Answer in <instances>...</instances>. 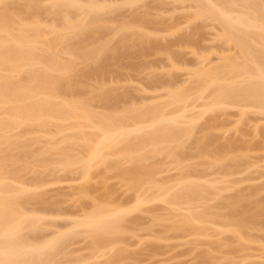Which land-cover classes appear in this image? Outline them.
<instances>
[{
	"label": "bare ground",
	"instance_id": "bare-ground-1",
	"mask_svg": "<svg viewBox=\"0 0 264 264\" xmlns=\"http://www.w3.org/2000/svg\"><path fill=\"white\" fill-rule=\"evenodd\" d=\"M101 1L102 0H0V145L1 144L2 145L5 144V146L8 145V148L10 149L11 147L9 146L12 147L14 146L15 148H17L19 145L21 144L23 145L25 143L23 142L24 137L20 138L22 139V141H20L21 144H19L20 142L17 140H19V137H21L22 134L26 133L28 130L30 131V133L31 131L34 132L35 130L36 133L39 132V134L40 133L47 134L49 127L51 128L52 126H54L56 128V133H58V135L60 133H61L60 135H63L62 133L64 132H72L73 134L70 137L67 136V138H65V136L67 135L66 134L64 136L66 140L61 139L60 143L62 141L63 144L69 141L70 143L71 141L81 142V144L77 142L79 144L78 148H80L82 152L81 154H83L84 156L83 155H82L83 157L75 156L76 158H74V156L73 157L71 156L73 154L70 153L71 151L74 152V150L71 149V151L70 150L68 151V153L71 155H68L67 151L65 152L64 150L62 153L59 154L61 156L60 159L57 157L58 160H53L54 162L53 164L56 165L52 166V163L50 164L53 168V171L55 166L62 167L63 169L60 167L58 168L59 170L62 169L63 171L66 170L69 166H74V163H77L78 165L81 164L82 176L83 178H87L89 176V169H91V167L94 164H96V162L101 164H103V161L107 162L108 157L106 158L107 159L106 160L104 158V156L106 157L105 154L109 153L108 151L112 149L114 151L115 147L117 148L119 144L121 146V143L123 142L125 143L128 140V138L134 137L133 139L135 140L133 142L136 141V143L133 144L126 143L125 145L122 144L124 145L123 146L124 148L120 153L119 151L121 149L118 150V155L119 157L122 158L124 157L125 160L127 159L126 162L127 163L130 162L131 165L135 164L133 163L135 160L137 162L139 156H140L139 158L141 159H139L138 162L139 161L143 162L145 160L144 158H143L144 160H142L143 156L141 157L142 155L141 151L144 152L145 150L143 149H145L146 146L150 147V148L148 147L147 152H149V150L152 148V151L149 152L150 155L161 153L163 151L162 149L164 144L165 146L166 145L171 146L170 144H178L180 146V144L183 143L181 142L182 139L184 140L186 137L190 138L191 135H193L194 133L193 130H195V125H196L194 122L197 118L190 116L188 114L189 112L188 108L191 107L194 108L195 107L194 103L200 102L198 100L205 99L206 101L203 102V104L201 103V105L199 104V106L198 105L196 106L199 108V111L201 112V113L199 112V116H201L203 113H205L208 110L211 109L222 110L223 108L224 109L238 108V114L240 112L239 115L241 116V117L238 116L239 119L244 118V116H247L245 114L252 113L253 110L257 114L264 115V0H172L173 3L177 1L176 2L177 4L179 3H183V5L185 3L186 5L192 4L190 7L194 11L191 12L190 14L193 13V15H191L193 17V19L191 18L193 21L194 19L196 22L197 20L198 22L200 20L203 21L206 20L208 21L209 24L211 23L210 25L212 26V28L214 27L213 25L216 24L218 27L217 31L215 28L216 25L214 28L217 35H215L214 33L213 37H215V39L217 38L216 40L218 41L220 39L221 43L224 42L225 48L228 47L227 50L229 52L226 50V52H222L224 53V55L221 53L220 55L218 54L219 56L215 54L218 56L217 59L218 64L213 65L214 62H212L210 65L213 66L209 65L210 60L208 61V63L206 61L213 53L211 50L210 51L212 53L208 52L211 54L207 53L208 57H200L201 54H199L200 59L197 62V66L195 65L196 68L193 70L190 69V71H185L186 73L188 72L187 73L188 77L186 80L187 85L182 84L181 82L180 83L181 86H179L178 84L179 87L176 85L177 88H173V89L171 88V90L169 89L167 90V92L165 91L166 93L164 92L163 93L164 95H161L163 101L161 99V102L158 101L159 103L157 102V104L156 103L154 105L144 104L145 106L143 105V107L141 106L139 108L131 107L133 105L132 104L133 102H131L130 108L129 107L126 108L128 106L127 105L124 108L121 109L119 108L120 111L117 109L120 113L116 111V114L115 113L113 114L112 112L110 113V111H112V109L115 110L116 108L114 109V107L112 106H114L119 101L120 97L118 98V96H114L113 94H111L112 92L109 91V89L106 90L103 84H101L102 86H100L99 88H97L96 86L97 89L95 87L94 89L91 88L92 89L91 97L89 95L87 96V98L90 97L89 99H87L86 97L80 99L77 97L75 98L73 97L71 99L72 97L71 94L73 92L78 93V91L81 89H82L81 91H84L83 86L88 82L86 79L89 80V78H92L93 75H95V73L99 72L98 69L103 68L105 65L108 64V62L115 63L113 62L114 60L112 61V59L115 58L117 60V57L120 58V60L121 57L131 58V56L132 55L135 56V54L138 55V57L141 56V58L142 57L144 58V56L148 52H150V50H155L158 53L160 52L159 49H166V45L165 48H163L157 44V41H160L159 39L157 41L156 40L154 41L153 40L154 38L153 39L151 38L152 37L151 34L153 32L151 34L146 31L141 32L140 29H135L134 26L136 25H134L133 26L134 30H138V31L136 32L133 31L134 33H132L131 31L133 29H131L130 31V28H128L130 27V25L128 27L122 26L127 24V23L125 24V22H123V24L122 22H120L122 25H120V23L117 24L112 23L113 26L114 24H116L113 29V26L112 28L111 26H108L109 22L107 23L106 20L109 21V19L106 18V20H104L105 15L113 8L115 7L120 8L123 6L132 7V5L138 2L139 0H121V3L118 4L112 2L109 3L107 1L110 5H105L103 4L104 1L103 2ZM161 1L164 2L166 0H161ZM170 1H167V3ZM163 2L162 5L164 4ZM111 3L113 5H111ZM45 16L51 17L50 20L46 21L47 18L42 19L45 18ZM134 16L135 15H133L132 17L135 19L136 17ZM137 17L138 18H136V20L138 21L139 15H137ZM140 21H142V19ZM118 24L120 25L119 27ZM110 28L113 29L114 31L110 34L107 33V35L109 34L110 36H105L106 33L105 31L109 32L108 30H110ZM128 31L130 33H128ZM127 33L129 35H127ZM102 34H104L105 38H103ZM101 35L102 38L98 39V37L100 38ZM156 36L158 35L156 34ZM113 37L117 38V40L115 41ZM186 38L189 37L187 36ZM162 42L159 43L163 44ZM179 42L182 43L184 42V40L183 41L180 40ZM86 43L89 45H87ZM165 43L168 42L166 41ZM178 44L180 45V43ZM231 47L233 48L231 50H234L235 52V53L231 52L232 56L229 55ZM208 49L209 48H207V50ZM227 52L228 54L225 56V53ZM180 53L178 52V49H177V53L174 50V54H172V56L170 55L171 57L169 56L171 63L173 59H175L176 61V58ZM62 55L63 57L61 58L60 56ZM163 56L166 55L164 54ZM64 57H66L67 59H63ZM127 61L130 60L127 59ZM175 61L173 60V63L169 65L173 69L175 68L177 70L175 66H177L178 63L177 64L174 63ZM84 63H88V65ZM80 64L82 65L84 64L83 70L85 71L79 70L80 68L78 69V66ZM193 64L195 63L193 62ZM119 65H122V63ZM85 66L86 68L89 67L87 68L88 70L85 69ZM171 67L168 66V68L170 69ZM170 72H168L169 74L168 73L167 74L170 75ZM13 76L15 77L13 78ZM16 76L17 78H19L20 76V78L17 79ZM174 80H175L174 77H172V80L170 81L174 82ZM88 86L89 85L87 86L85 85L84 87H86L87 89ZM75 93L73 94L76 96L77 94ZM79 93L82 94V92ZM117 94L119 93L117 92ZM205 94H206L205 96L206 98H203V95ZM67 96H69V98ZM156 99L157 97L155 98V100ZM93 101H95L96 103L98 101V104L102 103L103 104L102 106L104 107H109V108L112 107V108L111 110L107 109L108 112L102 111L103 109L101 107L100 109L102 112L100 111L98 112V110L96 111L93 107L92 108L94 110H92L91 103H93ZM247 111L248 112L252 111V112L248 113ZM206 114L207 113H205V115ZM15 131L17 133L13 134V132ZM52 131L53 130H51L50 131L51 133L49 132V134L50 136L52 134L51 137H53V135L55 137L56 133L54 134V132L52 133ZM27 141H28L26 142L27 144L30 143L28 139ZM49 141H51V138ZM22 145L19 146V148L21 149H23V147L25 148L24 145L26 144H24L23 146ZM47 145L50 147V149H47L48 148L47 146L46 147L47 151L45 150V153H48L52 148L49 144ZM161 146L162 149L160 151ZM26 147H29V145H27ZM202 147H203V154L209 156L208 154H206L209 152L207 147L204 148V145ZM5 148L4 149L2 148L3 150L0 148V150H2L0 151V162H1L0 163L1 164L0 165V264H58V262L56 261L58 257L65 254L62 252L63 247L67 248L66 247L67 244L73 241V239L79 235L80 236L85 235L86 240L90 238V240L92 241V246L94 245L95 248V250L94 249L93 250L95 252L97 251L98 254H100L101 252L98 251L100 250V248L102 247L109 248L114 244H116L114 236H119V234L121 236V234L125 232L123 231L122 228H124L125 230L126 227L125 226L120 227L121 225L120 223L123 222V220L125 219V215H127L128 211H126V208L124 209V207L123 209H121L119 205H118L119 207H116L117 205H115L116 208L112 206L114 208L113 209L112 207H110L109 203H108V207L110 209H108L105 202H104L105 206L104 204L98 206L96 204L93 205V208L91 207L92 210L86 213L83 212L84 214L83 215L81 214V216L78 218L73 219V217L70 218V216L66 214L68 218L65 219L67 220L69 219V222L67 221V224L69 223V226L67 225L68 227H66L67 229H65V231L64 230L62 231L61 229H57L58 231L57 232L55 231L56 233L55 234L53 233L54 235L52 234L53 236V237L51 236L52 238L46 239L45 237V239L43 240L42 238H44L45 231H43L42 229L43 227L42 222H46L45 218L38 215L39 213L36 214L34 212L36 209L32 211L30 210L31 208H29V210L26 209L27 207L25 206L29 203L25 204V201L23 200L25 198L23 197V199H21L22 195L20 196L18 194V193L23 194L24 191L25 192H29V191L22 189L25 188L24 186H21L22 188L19 187V190L17 187L16 190L15 185L18 184H15L14 185L15 187L13 186L14 187L13 188L11 183L9 185L8 184L9 182H6L7 176L5 175L8 174L7 172H9V170L6 168L7 166L4 165L6 163V162L4 163L6 158ZM67 148L69 147H66L64 149ZM168 149L170 150V148ZM205 149H207L208 152L206 151L205 153L204 152ZM221 149L222 150H217V151L215 149L214 150L215 152L210 154V156L211 155H213V157L215 156L214 158L216 159V161L214 160V162L216 164H218L221 161H223L222 163H224V160L226 159V157H228L227 150L226 149L224 150V148ZM26 151L28 153V150ZM42 151L38 152L39 155L40 153L44 154ZM22 152L25 151L22 150ZM22 152H20V154L18 155L19 156L18 160L22 156L23 158L21 159H24L25 153ZM113 153L117 154V152L115 151ZM44 155L48 156L46 154ZM135 155L137 156L136 157L137 159L134 157ZM117 156L116 158H118ZM40 157L41 156H39V158ZM44 159L45 158H43V160ZM43 160L38 159L39 164L40 162L42 163ZM141 162H139L140 165ZM233 163L231 164L229 163L231 165L229 168L231 171H233L232 169H235L234 167H236L234 166L235 164L232 165ZM211 164L213 165V163ZM229 164H226L227 165L226 167L225 165H223L225 167L223 168L226 169L227 167H229ZM3 165L7 169L6 172H4L5 169ZM135 165H133L134 167H131V169L134 168L133 170L130 169V171L127 172L126 170H124L122 175L120 173L121 178L123 177L124 174L125 177L123 178L124 179L127 178V179L125 180L123 179V180L125 181V183L126 181L128 182L127 184L128 189L131 191H135V193L134 192L133 193L136 196V205H140L141 207V204L148 203L149 201H151L152 204L154 202H158V203L162 202V204L165 203L167 204V206H171L172 208L171 211L173 210L174 213L175 212L178 213V214H174V213L172 214L171 212H170L171 214L168 213L170 214L169 217L170 218L172 217L174 219L173 225L172 224L169 225V226L172 225L171 229L169 230H174L177 233H179L178 231L180 232L183 231L186 232L185 235L187 236L195 235L197 237H201V236L206 237L205 235H207L208 233L205 232H209L208 227L210 225L215 227L219 231L225 230L224 232L231 233L232 236H234L233 238H235L237 242L241 243L242 241H244V243H246L247 241H249V239L251 240V237L249 238V230H256L257 228L260 229L258 219L259 221L261 220L260 218H263L262 221L264 220V201H263L264 198L261 200H257L256 203L253 202V205L252 204L250 205L249 201L251 200L249 199L247 200L246 199L247 197L244 198L241 195L239 196L237 195L235 197H229L225 199L227 200V203H225V205H222L223 211L221 209H220L221 211H219L217 210V208L215 209V211H211V208L209 206L206 207L205 204L208 205V202L211 199H213L212 197H214L215 199L219 197L223 192L228 191L229 189L226 186L225 187L219 186L221 184L218 183L220 182L218 181L220 178L217 181L215 179L218 177H215L214 180H210L207 178H205L207 179L205 180L204 179L205 176H202L203 178L200 179L201 177L199 178L200 176L199 174V176L197 175L195 176L198 178L197 181L196 180L194 181L193 180L194 177H193L191 182L190 180L188 182L189 177H187L185 178L186 179L185 181L181 180L185 182L186 185H184V183L183 185L179 184L178 182L180 181L176 182V184L178 183L177 185L178 189L176 188L177 190L175 189L176 190L175 191L173 185H171L174 182H172L171 184L170 182H167V184L169 183L172 187L169 185L168 187L166 184L167 187L166 188L163 185L160 186L161 184L158 181L157 182L159 184L157 186L151 180L153 178V175L150 176V174H152V172L153 173L155 172L154 171V169H156L155 165H154L155 168H152V166H150L153 170H151L148 167H147L148 169H146V165H145V168L144 167L142 168L143 171L140 170V167L142 166H140L139 164H137L138 166ZM57 167L56 169L58 170ZM115 167L116 166H114V169ZM111 168H113V166ZM59 170L58 172H62ZM70 170L69 172H72ZM115 170H117V167ZM118 170L122 172L121 169ZM228 170L226 171L228 172ZM11 171L13 170L11 169ZM200 171L198 173H200ZM226 171L224 170L223 172L226 173ZM3 173L6 174L3 175ZM49 173L51 172L49 171ZM155 173H159V172L156 171ZM231 173L232 172L230 173L228 172V174L227 173L226 174L229 176ZM145 175L150 179L149 178L146 179ZM142 177H144L147 183L148 184L150 183L149 185L151 186L146 184V181H144L145 183L142 186L143 180H145V179L142 180ZM40 180H41L40 182L42 183L43 180L42 179ZM165 180L163 181L165 182ZM37 182L39 183V181H36V184ZM176 184H174V186ZM37 185L39 187V184ZM144 185H147L148 190L151 191V192L149 191L151 195H148V197L145 196L147 194V190L145 189L146 190L145 192H143L142 190L145 187ZM170 188H172L173 190ZM152 189L155 190V192L157 193L156 195L153 194L154 190ZM80 190L82 191L83 189ZM84 191L86 194H88L89 192L88 190H84ZM172 191L175 192L170 193ZM12 192L13 193L16 192L15 196L10 195ZM149 192L148 194H150ZM78 193L80 194V192ZM17 194L19 196H17ZM28 195L29 193L27 194V196ZM27 196L25 195L26 198ZM84 197H88V195ZM257 197L259 198L260 195ZM219 198H221V196ZM28 200L27 202H29ZM196 204H200V206L196 207ZM136 205L134 207H136ZM134 207H130L129 210H131V208L132 210L133 209L136 210ZM61 211H55L56 216H59L58 218H61V216L62 217L66 216L63 214V212L61 213ZM50 222H49L50 224L49 226L54 224V223L51 224ZM54 222H56V220ZM204 225H207L208 227L206 226L207 228H205ZM46 226H48V224ZM261 227L263 232L262 234H264V224H262ZM43 228L46 227L44 226ZM216 231L217 230L213 231L212 233L214 234L216 233ZM40 235L43 237H41ZM210 237L213 236L211 235ZM38 238L39 240H37ZM120 238L121 237H116V240L118 241L119 239L118 242H120L122 240V239L120 240ZM227 239L228 238H226V242L228 243L229 240L227 241ZM41 240H43V242H41ZM240 246L241 249L243 250L246 249L245 247L244 249L241 244ZM235 252L236 250H234V253ZM244 253H248V252H244ZM115 254L114 256H112V258L116 257ZM122 254L121 256H123ZM96 255L93 256L96 257ZM124 255L126 256L127 254ZM226 255L228 254L226 253ZM227 257L228 259L230 258V256ZM208 259H210V257H208ZM205 260L207 259L205 258ZM234 260L236 261V259ZM114 261L115 259L113 260L112 263H116ZM116 261L118 262L119 260ZM207 264L209 263L207 262Z\"/></svg>",
	"mask_w": 264,
	"mask_h": 264
},
{
	"label": "rangeland",
	"instance_id": "rangeland-1",
	"mask_svg": "<svg viewBox=\"0 0 264 264\" xmlns=\"http://www.w3.org/2000/svg\"><path fill=\"white\" fill-rule=\"evenodd\" d=\"M107 1L109 3L110 2L117 3V4L121 3V0H117V1L116 0H102L101 2H103V4H105V5H110ZM160 1L161 0H142V1L139 0L138 2L133 4L132 7H130V6H125V7L123 6L120 8L115 7L112 9L114 11L110 10L105 15L104 20H106V18L109 19V21L108 20H106V21H107V23L109 22L110 25L108 24V26H111V28L113 26L112 23L117 24V23L122 22V24H123V22H125V24L127 23L126 25H122L121 23H120V25H122L123 27H126V26L128 27L130 25V27H128V28H130V31H131V29H133L131 31L132 33L138 31V30H134V28H133L134 25H136V26H134L135 29H140L141 32L146 31L150 34L153 32L151 34V36H152L151 38L152 39L154 38L153 39L154 41L155 40L157 41L159 39L160 41H157V44L163 48H165V45H166V49H159L160 52H158V53L155 50H150V52H148L146 54L147 56L145 55L144 58L143 57L141 58V56L138 57V55L135 54V56L132 55L131 58L130 57L129 58L128 57L127 58L121 57V60H120V58L117 57V60L115 58L112 59V61L114 60L113 62H115V63L108 62V64L105 65L103 68L98 69L99 72L96 71L98 74L95 73V75H93L92 78H89V80L86 79L88 82L87 81H85V82H87L88 84L86 83V84H84V86L89 85L87 87V89H86V87L83 86L84 91H81L82 90L81 89L78 91V93L73 92V93L77 94L78 96L77 95L75 96L72 93L71 99L73 97L74 98L77 97L79 99L85 98V97L87 98L88 95L91 97V92H92L91 88L94 89V87L96 88V86H97V88H99L100 86H102L101 84H103L104 87L106 88V90L109 89V91L112 92L111 94H113L114 96H118V98L120 97L119 101L114 106H112V107H114V109L115 108L116 109L115 110L112 109V111H110L112 107H110V108L104 107V106H102L103 105L102 103L99 102L100 104H98V101H97V103L95 101H93L94 104L91 103V109L92 110L95 109L96 111L98 110V112L99 111L100 112H102V111L108 112L107 109H110L109 110L110 113L112 112L113 114L114 113L116 114V111H118V110L120 111L121 108H124L127 105L128 106L126 108H128V107L130 108L131 102H133L132 104L134 105V106L132 105L131 107H134V108L135 107L139 108L141 106L143 107L144 104L154 105L155 103L157 104L158 101L161 102V99L163 101V98L161 95H164L163 93L165 91L167 92V90H169V89L171 90V88L172 89L177 88L176 85L178 86V84H179V86H181L180 85L181 82H182V84L187 85L186 80L188 77V75H187L188 72L186 73L185 71H190V69L191 70L195 69L197 66V62L199 61L200 57H208L207 53L212 51L213 52V53L211 52L212 55L206 61L208 63V61L210 60L209 65L212 62L215 63V61H216V63L215 64L213 63V65L218 64V61H217L218 56L222 52H226L228 47L225 48L224 42L221 43L220 39L218 41V40H216L217 38L215 39V37H213L214 33H215V35H217V33L215 32V28H216V31L218 28L217 25L215 24L216 25V27H215V25L212 24L215 27V28L213 27L214 28L213 29L212 26L210 25L211 23L209 24L208 21H206V20H204V21L200 20L199 22L197 20V22H196L194 19V21H193L192 20L193 17L191 16V15H193V13L190 14L191 12L194 11L190 7L192 5L191 3H189L191 5H188V4L186 5V3L183 5V3H179V2H178L179 4H177L176 3L177 1H175L173 3L172 0L171 1L166 0L164 2L163 1L160 2ZM167 1H170L173 4H171L170 2L167 3ZM162 2L164 3L163 5H162ZM112 3H111V5H113ZM188 6H189V8H188ZM111 11H112V13H111ZM138 12H141V13H138ZM186 12H188V13H186ZM132 13H133V15H135L134 17H136V18H138L137 15H139V19H138L139 22L136 20V18L134 19L132 17L133 16ZM141 15H142V17H141ZM48 17L45 16V18H42V19L47 18L46 21H48L51 18V17H49V18ZM131 17L134 21L131 19ZM116 18L118 21L116 20ZM129 18L131 19V21ZM141 19H142V21H140ZM138 23H140V24H138ZM116 24H114V26ZM120 25L118 24V27ZM114 26H113V29H114ZM136 27H139V28H136ZM111 28H110L111 32L108 29L107 30L109 32H107V31H105L106 33L104 32L105 36H110L109 34L114 31ZM144 28H145V30H144ZM218 31H219V29H218ZM107 33H109V34L107 35ZM128 33H130V32L128 31ZM128 33H127V35H129ZM156 34L158 36H156ZM102 35H103V38H105L104 34H102ZM102 35L100 38L98 37V39H101ZM119 35H121V34H119ZM176 36H178V37H176ZM187 36L190 39L186 38ZM157 37H159V38H157ZM117 38H118V36H117ZM117 38L113 37V39L115 41L117 40ZM180 40L181 41L184 40V42L181 43V42H179ZM162 41H165V42L167 41L168 43H165ZM159 42H162L163 44H160ZM186 42H188V43H186ZM178 43H180V45ZM170 44H172V45H170ZM176 44H178V45H176ZM87 45H89V44H87ZM211 46H212V48H211ZM207 48H209V49L207 50ZM177 49H178L179 53L181 52L180 53L181 56H180V54L179 55L177 54L178 55V57L176 58L177 62L175 61V59H173V60L175 61L174 63H176V64L178 63L177 66H175L177 68V70L179 69L178 71L175 68L173 69L170 66L173 63V60L171 63L170 57L172 56V54H174V50L177 53ZM231 49H233V48L232 47L230 48V54H229L230 56H232L231 52H234V50H231ZM169 51H170V53H169ZM189 52H191V53H189ZM228 52L225 53V56L228 54ZM154 53H156V54H154ZM211 53H208V54H211ZM164 54L166 56H163ZM199 54H201V56ZM215 54H217V55L219 54V55L217 56ZM222 54L224 55V53H222ZM60 57L62 58L63 55ZM66 57H64L63 59H67ZM127 59H129L130 61H127ZM142 60H144V61H142ZM116 62H118V63H116ZM193 62L195 64H193ZM121 63H122V65H119ZM84 64L88 65V63H84ZM114 64H116V65H114ZM83 65L80 64L78 66V69L80 68L79 70L85 71V70H83L84 69ZM213 65H210V66H213ZM168 66L171 67V69L168 68ZM136 67H138V68H136ZM87 68H89V67H87ZM87 68L85 66L86 70H88ZM167 71L168 72L171 71L170 75H168L169 73ZM155 73H157V74H155ZM176 73H177V76H176ZM156 76L158 79L156 78ZM171 76L174 77V79H175L174 82L170 81V80H172ZM14 77L15 76H13V78ZM16 78H17V76H16ZM19 78H20V76H19ZM19 78H17V79H19ZM154 80H156V81H154ZM90 89H91V91H90ZM116 91L119 94H117ZM79 92H82V94ZM83 92H84V94H83ZM123 96H124V99H123ZM155 96L157 97L156 100H155V98H156ZM160 96H161V98H160ZM205 96H206V94L203 95V98H206ZM67 97L69 98V96H67ZM89 98H87V99H89ZM150 98H151V100H150ZM122 100H124V101H122ZM198 101H200V102H197L198 104L194 103V106H195L194 108H192V107L188 108L189 109L188 114L190 116L197 118L194 122L196 124L195 125L196 131L193 130V132H194L193 135H191V137L189 136L191 139L188 137H186L184 140L182 139L181 142H183V143L180 144V146L182 145L181 147L178 144H170L171 146H169V145L165 146V144H164L163 149H162V146L160 148V151H161V149L163 150L161 153L158 152L159 154H157V153L151 154L152 155L151 156L149 152L152 151V148L149 150V152H147L149 146L148 147L146 146L145 149H143L145 151L144 152L141 151V153H142L141 157L143 156L142 160H144V159L145 160L143 162L139 161V162H141V165H140L138 160L141 158H139L140 157L139 156L137 159L136 158L137 156L135 155L134 157L137 159V162L135 160L133 163H135L136 165L135 164L131 165L130 162H128V163L126 162L127 159L125 160L124 157L122 158V157H119V155H118V150L121 149L119 151V153H120L122 151V149L124 148L123 146L126 143H129V144L136 143V141L133 142L135 140V139H133L134 137H131V138H128V140H129V141L127 140L128 142L126 141L125 143L124 142L121 143V146L119 144V146L117 147L118 149L115 147L114 151L117 152V154L113 153L114 152L113 149L108 151L110 154L105 152L106 154L105 153L104 154L106 155V157L104 156V158L106 159L108 157V160L106 159L107 162L103 161V164L96 162V164H94L91 167V169H89V176L87 178H83V176H82L81 164L78 165L77 163H74V166H69L68 167L69 169L67 168L66 170H63V171H62L63 168L60 166H58V167L62 168L61 170H59V168L57 166L54 167V171L52 168L53 165H56V164H53L54 163L53 160H58L57 157L60 159L61 156L59 154L62 153L64 150H65V152L67 151L68 155L73 154L71 156L72 157L74 156V158L83 155V154H81L82 152H81L80 148H78L79 144L77 142H79V141H71V143H70V141L69 142L64 141L65 144H63V141H62L60 143L61 139L64 140L65 138H67V136L70 137L73 134L72 132H64V133H62L63 135H60L61 134L60 133L59 134L60 136H59L58 133H56V128L54 126H52L51 128L49 127L47 134H42V133L39 134V132L36 133L35 130H34L35 133L32 131L30 133V131L28 130L26 132L27 134L26 133L22 134V136L19 137V140H17L20 142V141H22V139H20V138L24 137V140L26 139L25 141L23 140V142H25L24 144H26V145L23 144L25 146V148L24 147H23V149L19 148V146L22 145L21 142L19 143L21 145H19L17 148H15L14 146L13 147L9 146V147H11V149L8 148V145H6V146H5V144L0 145L1 149L2 148L4 149L6 147L5 148L6 149L5 157L7 159L5 158L4 163L5 162L6 163L4 165L7 166L6 168L10 172V173L7 172L8 173L7 175H5L6 173H3V175L7 176L6 182H9L8 183L9 185L11 183L12 187L15 184H18V185H15L16 190H17V187L19 190V187L24 186L25 188H22V187L21 188L25 189L26 191H29V192L24 191L23 194L22 193L21 194L18 193V194L20 196L22 195L21 199H23V197L26 199V200L23 199L25 201V204L29 203L25 206V207H27L26 209L29 210V208H31L30 209L31 211L36 209L34 212L36 214L39 213L38 215L44 217L46 220V222H42L43 227L44 226L46 227V228L42 227L43 231H45V234L42 233V234H44V238H42L43 240L45 239V237H46V239L52 238L53 237L52 234L53 233L55 234L58 231L57 229H61L62 231L63 230L65 231V229H67L66 227L69 226V223L67 224V221L69 222V219L67 220L65 218H68V216H70V218L73 217V219L78 218L81 216V214L83 215L84 213L92 210L91 207L93 208V205H95V204L98 206V205L104 204V202H105L107 207H108V203H109L110 207L113 206L114 208H116V207L120 206L121 209H123V207H124V209L126 208V211L129 212V213L127 212V215H125V219L123 218L124 219L123 222L120 223L121 224L120 227L125 226L127 229L125 228V230H124V228H122L123 231H125V232L123 234H121V236H120V234H119V236H114L116 244L111 246L112 248L111 247H109V248L108 247L107 248L102 247V248H100V250H98L99 252L101 251L100 254H98L97 251H96L97 253L94 251L95 248H94V245L92 246V241L90 240V238H88L86 240L85 235L84 236L82 235L84 238L79 235L76 237L77 239L74 238L73 241L69 242L68 243L69 245L67 244V246H66V244H65V246L67 248L63 247V251H62L65 254H63V255L61 254L62 256L59 255L60 257H58V259L56 258L57 259L56 261L58 262V264H79V263H81V264H84V263L85 264H201V263L207 264V262L209 264H213V263L214 264H220V263L221 264H231V263H234V264H264V248H263V246H264V238H263L264 234H262L263 232H262V227H261L262 224H264V222H263L264 220L262 221L263 218H260L261 219L260 221L258 219L260 229L257 228L258 230L257 229L256 230H249V238L251 237V240H253V241H251L249 239V241H247V242L245 241L246 243H244V241L239 243V242H237V240H235V238H233L234 236H232L231 233L224 232L225 230L219 231L218 229H216L215 227L210 226V225H209V227L207 225H204L205 228H207V227L209 228V232H205L208 234L210 233L209 237H208V234L205 235L206 237H203V236L197 237L195 235L191 236L189 234H188L189 236H187V235H185L186 232L181 231L182 232L181 233L180 231H178L179 233H177L174 230H169V229H171V226L173 225V222H174L173 221L174 219L172 217L171 218L169 217L171 213L172 214L174 213L173 210H172L173 212L171 211V209H172L171 206H167V204H165V203H164L165 204L164 205V204H162V202L158 203V202H154V201H153L154 202L153 204L151 201H149L148 203H145V204H141V207H140V205H136V196L134 194L135 191H131L128 189V186H127L128 182L126 181V183H125V181H124L127 178H125V179L123 178V177H125L124 174H123V177L121 178V175L124 172V170H126V172L130 171L131 167H134L133 165L138 166L137 164L142 166V167L139 166L140 170H142L143 167L145 168V165H146V169L150 168L151 170H153L152 168H155L154 167V165H155L156 169H154V171L155 172L157 171L159 173H155V172L153 173L152 172V174H150V176L153 175V178L151 177L152 178L151 180L157 186L160 183L161 184L160 186L163 185L164 187H166L167 182H170V184L172 182H174L173 184H171V185H173L174 190L178 187L177 186L178 183L182 184V185L184 183V185H186L185 182H183V181H185L186 180L185 178H187V177H189L188 182H189V180L191 182L193 177H194L193 180L197 181L198 178L195 176L196 175L199 176V174H200L199 178L201 177L200 179L203 178L202 176H205L204 179L207 178L210 180H214L215 177H218L215 179L217 181L220 178L218 180L220 182H218V183H221V184L220 185L218 184V185L223 186V187L226 186L229 189H228V191H225L220 195L221 198H219L220 196L215 198V199H214V197H212L213 199H211L208 202V205L205 204L206 207L209 206L211 208V211H215L216 208H217V210L221 211L223 208L222 205H225V203H227V200H225V199L229 198V197H235L237 195L238 196L241 195L244 198L247 197L246 198L247 200L248 199L251 200V201H249L250 205L251 204L253 205V202L256 203L257 200L263 199L264 198V115L257 114L253 110V112L249 111L252 113H249L247 111L249 114H245L247 116H244V118L239 119L238 116H240L239 115L240 112L238 114V108H234V109L233 108L232 109L231 108L230 109L229 108H226V109L223 108L224 110L223 109L222 110L211 109V110H208L205 112V113H207L206 115H205V113H203L201 116H199L200 111H199V108L196 106L197 105L199 106V104L201 105V103L203 104V102H206V101H205V99L204 100H198ZM119 104H121V105H119ZM100 107L103 109L102 111H101ZM191 110H193V111H191ZM239 111H240V108H239ZM253 113H255V114H253ZM33 129H35V128H33ZM33 129H31V130H33ZM49 130L50 131L53 130L52 133L54 132V134L56 133L55 137H54V135H53V137H51L52 134L50 136ZM16 133H17L16 131L13 132V134H16ZM64 136H65V138H64ZM209 137H210V139H209ZM50 138H51V141H49ZM187 138H188V140H187ZM27 139L30 141V143H28V144L26 143V142H28ZM79 143L81 144V142H79ZM47 144H49L52 147L51 150L49 151L50 153L49 152L45 153V150L47 151V149H50V147ZM122 144H124V145H122ZM227 144H228V147H227ZM27 145H29V147H26ZM203 145H204V148L207 147L209 152L207 151V149H205L204 152L206 153V151H207L208 153H206V154H208L209 156L203 154V147H202ZM47 146H48V148L46 149ZM224 146H226V147H224ZM66 147H69V148H67L68 150L64 149ZM166 147L170 148V150ZM171 147H172V149H171ZM220 147L224 148V150L225 149L227 150V156L228 157H226V159H225L226 162L224 160V163H226V164L230 163L231 164L236 160L235 161L236 163L234 162L232 164V165L235 164L234 166H236V167L232 166L235 169L231 168L233 171L235 170L234 172L229 169L231 166L230 164H229V167H227L230 170L229 171L227 168L224 169L227 165L222 163L223 161L216 164L214 162V160L216 161V159L214 158L215 156L214 157H213V155L210 156V154L215 152L214 151L215 149H216V151L222 150ZM7 148H8V150H7ZM218 148H220V149H218ZM25 149L28 150V153ZM71 149L74 150V152L71 151ZM2 150H0V151H2ZM22 150H24L25 152H22ZM69 150L71 151L70 152L71 154L68 153ZM41 151L48 156H45L44 154H41V153L39 155L38 152H41ZM17 152H18V155L20 154V152L25 153L26 156L24 155V159H21V158H23V156L22 157L20 156L21 158L18 160L19 156L17 155ZM111 153H113L114 155ZM107 154H109V155H107ZM244 154H246V155H244ZM16 156H17V158H16ZM39 156H41V157L39 158ZM116 156L118 158H116ZM37 158L42 159V160H43V158H45L44 159L45 163L43 160V162L42 163L40 162V164H39V161ZM228 160H231V161H228ZM13 161L14 162L16 161L15 162L16 164ZM50 163H52V166ZM211 163H213V165ZM4 165H3V167L5 169L4 172H6L7 169L5 168ZM118 165L120 168L118 167ZM223 165H225V167ZM237 165H238V168H237ZM112 166H113V168H111ZM114 166L117 167V170H115L116 167L114 169ZM150 166H152V168ZM56 167L58 168L59 171H62V172H58ZM71 168H73V169H71ZM127 168H128V170H127ZM11 169L13 171H11ZM118 169H121L122 172ZM133 169H131V170H133ZM146 169H144V170H146ZM15 170H16V172H15ZM69 170L72 172H69ZM198 170L199 171L201 170L200 173H198L199 172ZM224 170L225 171L228 170L229 173L230 172H232V173L228 176L227 175L228 172L226 171V173H227L226 174L225 172H223ZM49 171L51 173H49ZM67 173H69V174H67ZM120 173H121V175H120ZM143 174H144V172H143ZM13 175H15V176H13ZM16 175H17V177H16ZM224 175H227V176H224ZM144 177H142V180L145 178L146 179L149 178L147 176L145 178ZM166 178H168V179H166ZM40 179L43 180V182H44V183L42 182L43 184L40 182L41 181ZM56 179H58V180H56ZM146 179L143 180L142 186L145 183L144 181H146ZM207 179H205V180H207ZM53 180L54 181L56 180V181L54 182ZM163 180H165V182ZM181 180H183V181H181ZM233 180L234 181L237 180L238 182L235 181V183L237 182L235 184ZM36 181H39V183L37 182V184H39V187L36 184ZM178 181H180L181 183ZM20 182H22V183H20ZM176 182H178V183L176 184ZM19 184H21V185H19ZM146 184H148L147 181H146ZM170 184L168 183L167 186L168 185L171 186ZM174 184H176L175 185L176 187L174 186ZM35 185H36V188L38 187L37 189L35 188ZM70 186H73V187H70ZM144 186L145 187L142 190H143V192H145L147 190V194L145 195V193H144V195L148 197V195H151V193H150L151 191L148 190L147 185H144ZM149 186H151V185H149ZM32 187H34V188H32ZM80 189H83V190L81 191ZM149 189H150V187H149ZM170 189H172V188H170ZM84 190H88L89 191V192L87 191L88 194H86ZM152 190H154V189H152ZM175 191H172L170 193H173ZM253 191H254V193H253ZM78 192H80L81 195ZM148 192L150 194H148ZM154 192H155V190L153 191V194L156 195L157 193L156 192L154 193ZM28 193H29V195L27 196ZM15 194H16V192L15 193L12 192L10 195L15 196ZM18 194H17V196H19ZM85 194L88 195V197H84V196H86ZM25 195L27 196V198L25 197ZM259 195H260V197L258 198L257 196H259ZM11 197H13V196H11ZM27 200L29 202H27ZM263 201H264V199H263ZM79 204H80V206H79ZM115 205H117V206L115 207ZM135 205L137 208L134 207ZM104 206H105V204H104ZM197 206L199 207L200 204H196V207ZM130 207H134L136 210H134V209L132 210V208H131V210H132L131 211V210H129ZM108 209H110V208L108 207ZM52 210H54V211H52ZM61 210H63V211H61ZM174 210H175V208H174ZM55 211H61V213L63 212L64 215L67 214L68 216L66 215L67 217L66 216L62 217L60 215L61 218H58L59 216H56ZM168 213H170V214H168ZM174 214H178V213L175 212ZM50 218H52V219H50ZM169 218H170V220H169ZM55 220H56V222H54ZM175 220H176V218H175ZM48 221L49 222L51 221L50 223L51 224L54 223V224L49 226L50 224ZM43 223H45L46 225L48 224V226H46ZM170 224H172V225L169 226ZM210 227H211V229H210ZM61 230H59V231H61ZM212 230L213 231L217 230L216 233L217 232L221 233V231H222V233L221 234H219V233L213 234ZM207 231H208V229H207ZM80 232H82V231H80ZM211 235L213 237H210ZM41 237H43V236H41ZM116 237H121L120 240L121 239L122 240L120 242H118L119 239L117 241ZM157 237H159L160 239ZM231 237H232V239H231ZM226 238H228L227 241L229 240L228 243L226 242ZM37 240H39V238ZM43 240H41V242H43ZM256 240H257V242H256ZM38 242H40V241H38ZM240 244L243 246V248L245 247L246 249L245 248H244L245 250L241 249ZM91 246H92V248H91ZM250 246H252V247H250ZM218 247H220V248H218ZM151 248H152L153 252H152ZM234 250H236L235 253H234ZM93 251H94V254H93ZM237 251H239V252H237ZM232 252H233V254H232ZM244 252H248V253H244ZM113 253L114 254L116 253L115 254L116 257L117 256L119 257V255H120V257L122 259L120 257L119 258L117 257V259H116V257L112 258V256H114ZM226 253L228 255H226ZM121 254L123 256H121ZM124 254H127V255L125 256ZM93 255L94 256L96 255V257H94ZM215 255H217V256H215ZM88 256H90V257H88ZM201 256H203V257H201ZM223 256H225V257H223ZM227 256H230V258L228 259ZM239 256H240V258H239ZM204 257L207 260H205ZM208 257H210V259H208ZM213 257H214V259H213ZM222 258H224V259H222ZM233 258L236 259V261ZM112 259L113 260L115 259L114 262H116V263H112L113 262ZM201 259H202V261H201ZM85 260H87V261H85ZM116 260H119V261L117 262ZM208 260L209 261L211 260L212 262L214 260L215 261L212 263L211 261L209 262ZM252 260L256 261V262H253ZM216 261L217 262L220 261V262L217 263ZM230 261H233V262H230Z\"/></svg>",
	"mask_w": 264,
	"mask_h": 264
}]
</instances>
